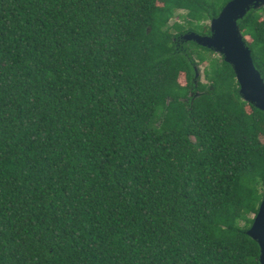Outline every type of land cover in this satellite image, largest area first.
<instances>
[{"label":"trees","instance_id":"trees-1","mask_svg":"<svg viewBox=\"0 0 264 264\" xmlns=\"http://www.w3.org/2000/svg\"><path fill=\"white\" fill-rule=\"evenodd\" d=\"M229 1L0 0V264H261L264 111L182 38Z\"/></svg>","mask_w":264,"mask_h":264},{"label":"water","instance_id":"water-1","mask_svg":"<svg viewBox=\"0 0 264 264\" xmlns=\"http://www.w3.org/2000/svg\"><path fill=\"white\" fill-rule=\"evenodd\" d=\"M263 5L264 0H231L223 7L219 16L211 20L210 35L191 31L183 34L182 38L195 40L200 45L210 47L222 54L233 66L243 98L264 111V78L255 66L252 51L238 25V20L251 8H259ZM247 234L258 242L260 263L264 264V195Z\"/></svg>","mask_w":264,"mask_h":264},{"label":"rangeland","instance_id":"rangeland-1","mask_svg":"<svg viewBox=\"0 0 264 264\" xmlns=\"http://www.w3.org/2000/svg\"><path fill=\"white\" fill-rule=\"evenodd\" d=\"M203 69H204V65L201 66V70L202 71H203ZM202 71H201V74H202ZM182 81H183V79H182Z\"/></svg>","mask_w":264,"mask_h":264}]
</instances>
